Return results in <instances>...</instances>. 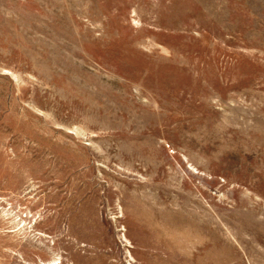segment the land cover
I'll return each mask as SVG.
<instances>
[{
    "label": "rangeland",
    "instance_id": "1",
    "mask_svg": "<svg viewBox=\"0 0 264 264\" xmlns=\"http://www.w3.org/2000/svg\"><path fill=\"white\" fill-rule=\"evenodd\" d=\"M0 264H264V0H0Z\"/></svg>",
    "mask_w": 264,
    "mask_h": 264
}]
</instances>
